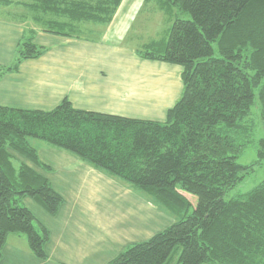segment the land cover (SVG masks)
Listing matches in <instances>:
<instances>
[{
	"label": "trees",
	"instance_id": "trees-1",
	"mask_svg": "<svg viewBox=\"0 0 264 264\" xmlns=\"http://www.w3.org/2000/svg\"><path fill=\"white\" fill-rule=\"evenodd\" d=\"M121 2L24 5L41 13L44 33L97 40L86 24L107 26ZM154 2L171 25L162 42L140 45L137 55L182 68V93L164 122L77 110L68 100L51 111L0 106V259L10 234L24 235L31 252L46 257L48 233L22 200L55 215L63 198L11 155L40 166L37 147L44 146L73 155L174 218L108 264H264V180L231 195L264 162V0ZM13 3L0 0V15L25 23L26 13L3 9ZM36 33L25 30L0 77L45 52L32 41ZM251 147L256 161L238 163Z\"/></svg>",
	"mask_w": 264,
	"mask_h": 264
},
{
	"label": "crops",
	"instance_id": "crops-1",
	"mask_svg": "<svg viewBox=\"0 0 264 264\" xmlns=\"http://www.w3.org/2000/svg\"><path fill=\"white\" fill-rule=\"evenodd\" d=\"M125 1L107 25L110 33L120 21L121 41L37 32L32 41L45 52L0 77V106L51 111L68 100L77 110L164 122L181 96L182 68L137 55V48L148 40L143 22L139 19V29L136 18L158 19L162 13L141 8L128 12L122 9ZM124 13L131 15L130 20L118 17ZM27 28V24L0 15V67L12 64ZM11 155L45 178L63 203L50 215L34 200L23 198L22 205L48 233L46 257L38 259L24 235L10 234L0 264H108L128 246L150 239L173 223L147 197L69 153L39 146L40 166Z\"/></svg>",
	"mask_w": 264,
	"mask_h": 264
},
{
	"label": "rangeland",
	"instance_id": "rangeland-1",
	"mask_svg": "<svg viewBox=\"0 0 264 264\" xmlns=\"http://www.w3.org/2000/svg\"><path fill=\"white\" fill-rule=\"evenodd\" d=\"M13 1V6L10 7H3V9H5V11H11L14 13H19L21 15H24L25 13V23H23L24 25L27 24V26L29 27V29L34 30L35 33L36 32H42V30L44 28H47L46 26L43 25V21L41 20V22H39V20L36 19V15H38V19H40V12L38 11H30L25 5L24 3H30L32 0H11ZM54 6H56L57 8L62 5H60V0H51ZM126 0L124 2V5L122 7V9H129L128 12L131 11L132 8H135L136 10L141 9H156L159 11V9L157 8L156 3L154 2V0ZM16 6V7H14ZM121 6V3L119 5V7ZM11 8V9H10ZM134 9V10H135ZM160 12L162 13V15L156 19L155 17H143V15H140L139 17H137V22H135L136 25H139V29L141 28V23H139V19L140 22H143V30H144V34H145V38L146 40H148V42H157L160 41L162 42V40H164L167 36V32L170 28V21L171 19L169 18V15L165 14L163 11L160 10ZM36 13V14H35ZM125 14V13H124ZM118 17H121L122 20H130L131 15H120ZM157 17V16H156ZM182 18L187 19L186 15H182ZM69 20V18H67ZM135 19V18H133ZM120 22V21H119ZM115 26V30H111L110 33H108V26H103V25H98V24H92V23H87L86 26L91 29L92 31H98L95 32V34L88 36L89 38H93L96 34L97 39L99 40H103L106 39L107 42H111L110 40L107 39H111L112 41H121V37H122V27L118 25ZM125 22V21H124ZM109 25V24H108ZM111 25V24H110ZM135 27V26H134ZM137 27V26H136ZM125 28V26H124ZM96 29V30H95ZM107 34L109 35H113V36H107ZM257 119V118H255ZM36 142V141H35ZM44 147V146H43ZM38 148V147H37ZM256 150L253 149L252 147L249 149H246L245 152L239 156L238 158V163L244 165V164H251L254 163L256 161ZM105 174V173H104ZM109 177V176H107ZM110 179H112L111 177H109ZM113 180V179H112ZM264 180V162L262 164H256L254 165V170L253 172H251V174L248 176H246L242 183L231 193L232 196H234L235 194H241V193H245L249 190H251L252 188H254L257 184H259L261 181ZM143 195V194H140ZM141 197V196H140ZM143 197H145L143 195ZM142 198V197H141ZM191 198L196 201V198L191 196ZM171 217V216H170ZM174 221V218H172ZM175 260V259H174Z\"/></svg>",
	"mask_w": 264,
	"mask_h": 264
}]
</instances>
